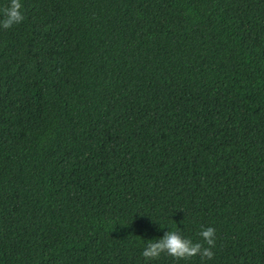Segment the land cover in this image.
<instances>
[{"label": "trees", "instance_id": "obj_1", "mask_svg": "<svg viewBox=\"0 0 264 264\" xmlns=\"http://www.w3.org/2000/svg\"><path fill=\"white\" fill-rule=\"evenodd\" d=\"M20 3L0 264H264V0ZM166 229L211 258L146 261Z\"/></svg>", "mask_w": 264, "mask_h": 264}, {"label": "clouds", "instance_id": "obj_2", "mask_svg": "<svg viewBox=\"0 0 264 264\" xmlns=\"http://www.w3.org/2000/svg\"><path fill=\"white\" fill-rule=\"evenodd\" d=\"M21 9L20 0H9L6 7L0 9V29H7L19 24L24 17ZM204 244L212 245L214 240V229L212 227L202 228L199 233ZM161 252L178 259L199 255L201 258H211L210 247H204L201 242H193L191 239L177 235L176 231L166 229L155 241L149 239L146 246L142 249L141 255L146 261L157 258Z\"/></svg>", "mask_w": 264, "mask_h": 264}]
</instances>
